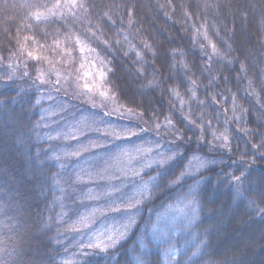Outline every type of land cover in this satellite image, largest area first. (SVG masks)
<instances>
[{
	"label": "trees",
	"instance_id": "16d2710c",
	"mask_svg": "<svg viewBox=\"0 0 264 264\" xmlns=\"http://www.w3.org/2000/svg\"><path fill=\"white\" fill-rule=\"evenodd\" d=\"M38 2L54 0H0V264H135L136 255L166 264V250L149 231L189 181L198 182V219L187 249L191 255L200 246L195 264H264V215L248 203L264 208V0H85L82 23L71 17L37 22L31 13L42 9L26 5ZM75 36L110 62L107 79L116 103L140 114L136 123L145 134L171 136L178 155L163 170L144 173L154 182L115 250L101 257L77 253L68 261L60 173L41 128L37 90L26 67L29 79L9 81L5 62L15 55L25 65L36 61L23 58L21 44L55 59ZM53 41L61 48L48 47ZM169 89L179 92L183 107ZM166 117L174 127L164 126ZM209 121L201 140V125ZM211 130L227 135V145L213 141ZM195 154L211 163L180 181ZM241 172L247 174L241 188L246 199L236 197L231 181Z\"/></svg>",
	"mask_w": 264,
	"mask_h": 264
},
{
	"label": "rangeland",
	"instance_id": "374dc122",
	"mask_svg": "<svg viewBox=\"0 0 264 264\" xmlns=\"http://www.w3.org/2000/svg\"><path fill=\"white\" fill-rule=\"evenodd\" d=\"M65 49H68L71 54L61 49L55 59L49 58L52 65L45 61H27L25 65L16 55L5 63H8L6 69L9 74L18 79H29L26 71L29 69L33 86L37 90L36 100L40 106L41 128L48 138L53 158L59 157L54 160L60 173V201L64 220L63 229L66 232L63 240L68 244L70 252L72 251L70 257H66L65 260L72 261L74 255L82 254L79 247L81 242L86 244L94 241L98 233L110 228H120L127 224L131 217L134 223L129 226L127 234L129 233L135 224L137 210L125 213L124 211L111 212L108 209L122 207L123 201L138 194L142 187L150 188L155 177L144 175V173L156 166H144L158 158L157 147L166 155H172L177 151L171 148L173 146L171 136L157 139L145 134L144 129L136 123L138 115L135 112L133 115L127 114V108L117 104L115 99L105 102L96 97L94 99L97 106L93 107V104L88 102L82 94V91L86 90L82 89L84 80L80 77L84 71L95 72L100 67V59H97L95 52L81 57L74 43ZM93 62L95 67L92 66ZM81 63H85L86 67L81 69ZM52 66L60 73L58 92L50 84L41 85L36 79L38 68L49 73V68ZM48 79L56 80V72H50ZM89 82H91L90 79ZM78 84L80 87H77ZM109 95L112 94L109 93ZM102 103L103 107L100 106ZM114 109H119L124 115L118 114ZM108 129H129L136 135L122 134L121 138L116 139L111 135H105ZM69 133L72 135H68ZM137 149L141 151L137 152ZM146 149H153V151H144ZM210 163L208 158L193 155L188 160L183 171L184 175L180 176L179 180L187 182ZM142 167L143 171H140ZM133 171H139L140 174L133 175ZM197 185V181H189L183 192L177 194L154 218L149 231L150 237L155 244H162L165 250L169 245L159 243L153 239L152 235V228L157 225V217L159 214L166 213L168 206L175 205L180 197L195 201L198 207L195 197ZM190 189L192 192L188 195ZM106 192H111V198L104 195ZM97 196L99 199L96 198ZM112 200L120 201V203L112 204ZM170 217L171 214L168 218L161 219L159 228L168 232L179 248L188 249L189 241L192 240L191 237H194L192 230L198 219V212L191 227H186V221H178L174 224ZM82 220L88 225L87 227H81ZM143 248H146V245Z\"/></svg>",
	"mask_w": 264,
	"mask_h": 264
},
{
	"label": "snow or ice",
	"instance_id": "6c2138e0",
	"mask_svg": "<svg viewBox=\"0 0 264 264\" xmlns=\"http://www.w3.org/2000/svg\"><path fill=\"white\" fill-rule=\"evenodd\" d=\"M26 7L30 8H37L42 9L37 10L35 12L31 13V16L35 18L37 22L40 23H47L53 18L59 17L61 20H65L68 17L72 18V21H79L83 22L84 19H86L87 13H88V6L85 2V0H54V2H38L36 4L32 5H26ZM83 14V15H80ZM25 27H30L29 25H25ZM92 36H95V33H92ZM207 34L205 33V39H207ZM30 38L25 37V42L28 41ZM34 45H37L40 49H43L45 45H40L38 41H36L34 38H31ZM73 43L75 46L78 47L79 52L81 54V57H86L87 54L94 52L95 50L88 47L84 41L80 39L79 36H75ZM107 43V42H105ZM211 44V41H209ZM145 48L150 49L151 45L145 44ZM48 47H54V48H61L60 41H53V45H49ZM212 52L213 54L218 55V50L215 46V44H211ZM21 50L26 51V55L28 58L36 60V61H46L49 63V65H52V61L45 56L39 55L38 53H35L33 51H29L26 49L25 44H21ZM131 51H135V47L132 46L130 48ZM63 51H67L70 55L71 52L68 49H63ZM154 54V53H153ZM127 55V53H126ZM173 55H176L174 52ZM136 56L138 59H142V56L139 52H136ZM211 59V57H209ZM110 63L108 61H105L103 59L100 60V67L96 69L95 72L90 71H84L82 77L80 79L84 80L82 89L86 91H82V94L85 95L88 102L93 104V107H96L95 99L98 97L101 101H108L109 99H114L115 94L112 93L110 96L109 93L111 92V88L109 87L110 81H108L107 77L109 73L113 72V69L110 67H107V64ZM93 67H95V62L92 64ZM86 67L85 63H81L80 68L83 69ZM186 67V66H185ZM243 68V66H242ZM37 75L36 79L40 82L41 85L44 84H50L52 88H54L57 92L60 90V73L55 70L54 66L49 68V73L55 71L57 79L51 80L48 79L49 73H46L43 69H37ZM27 75V73H25ZM7 79L11 81L13 79V75L9 74ZM89 79L91 82H89ZM193 85L192 89H189V91L192 92V99H195V81L190 82ZM149 87L153 86L152 82H149ZM77 87H80L78 84ZM170 93L180 100V105L183 107L185 105V101H183L180 98V94L176 89H169ZM101 107L104 106L102 103L100 105ZM115 112H117L120 115H124L123 112H120L119 109H114ZM127 114L133 115V111L131 109H127ZM111 114V113H108ZM140 115V114H136ZM239 119V118H237ZM189 123H193L192 121H189ZM165 127L172 126V121L170 118L165 119ZM161 125L158 123L156 124L157 132H159ZM211 129V122H207L206 125H201V137L200 139H204V134L206 130ZM122 134H127L134 136L136 135L135 132L129 130V129H108L105 131V135H111L116 139L121 138ZM212 136L213 141H223L224 146L228 143V136L224 133H220L219 135L215 130L209 131V133ZM68 135H72L69 133ZM73 138H75L73 136ZM177 139H183V135L181 133L177 134ZM211 143V142H210ZM95 147V145H93ZM254 148L256 146H253ZM259 147H264V139H262V142ZM140 149H137V152H140ZM144 151L151 152L153 149H146ZM157 152V159L153 160L151 164L145 165L144 167H152L155 165L158 168H161L162 170L165 168V166L172 160L175 159V157L178 155V153H172V155H166L164 152H160L159 148L156 149ZM78 154V153H77ZM55 159H59V157H54ZM140 171H143V167L140 169ZM139 171H133V175H139ZM163 174V173H162ZM184 174L182 173L181 176ZM231 175V174H229ZM155 179V178H154ZM247 179V174L245 172H241L239 176L231 175V181L235 185V195L237 198L240 199H246L244 192L241 191V188L243 186V180ZM150 192V189L147 186H144L141 188L140 192L138 194H134L133 197L130 199L123 201V206H117V207H110L108 211L111 212H121L124 211L125 213L135 211L137 210L138 206L143 203V199L147 197L148 193ZM192 190H189L188 195H191ZM105 196L111 198V192L104 193ZM259 195L264 198V190H261ZM99 199V196L96 197ZM112 204H119L120 201L112 200ZM249 207L253 208L255 207L261 215H264V208H259V205L256 204L255 201H249ZM198 212V207L196 205V202L190 199H187L186 197H180L177 199V202L175 205H169L168 210L164 214H159L157 217V225L153 226L152 228V235L153 239L157 240L159 243H167L169 245L168 249L165 251L164 255L167 257L166 264H195L194 258L198 257L200 254V246L194 245L196 247V251H193L191 255L188 254L187 249H181L179 248L175 242L173 241L171 235H169L168 232L163 231L159 228V221L164 218H168L169 214H171V221L175 224L178 221H186V227H191L196 219V213ZM81 227H87L88 225L83 222V220L80 222ZM134 223V220L130 217L128 220V223L125 225H122L120 228H110L106 229L104 232L98 233L96 235V238L94 241H90L88 243H83L79 245L81 252L86 257L91 256H107V254L110 251H113L116 249V247L120 244L121 240H123L127 234L128 228L131 224ZM141 248L145 247L143 243H141ZM187 257V259H184ZM135 264H153L152 261L147 260L141 255H136L133 257ZM81 264H86V261H82Z\"/></svg>",
	"mask_w": 264,
	"mask_h": 264
}]
</instances>
